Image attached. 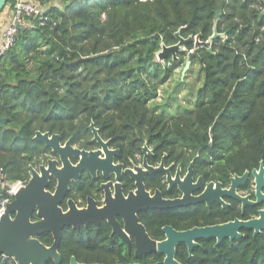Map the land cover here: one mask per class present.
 Instances as JSON below:
<instances>
[{"label": "trees", "instance_id": "16d2710c", "mask_svg": "<svg viewBox=\"0 0 264 264\" xmlns=\"http://www.w3.org/2000/svg\"><path fill=\"white\" fill-rule=\"evenodd\" d=\"M40 3L46 20L19 30L0 60V168L10 182L28 176L42 145L32 139L35 130L73 133L90 120L168 151H191L218 177L264 164V0ZM215 23L223 36L198 47L191 60L202 75L194 106L178 109L176 95L185 85L179 78L171 96L156 102L159 87L185 63L184 53L158 61L161 46L175 44L176 32L204 42ZM193 40L187 52L194 51ZM192 260L264 264V232L217 248L205 244ZM0 264L13 263L0 256Z\"/></svg>", "mask_w": 264, "mask_h": 264}, {"label": "flooded vegetation", "instance_id": "af4514ba", "mask_svg": "<svg viewBox=\"0 0 264 264\" xmlns=\"http://www.w3.org/2000/svg\"><path fill=\"white\" fill-rule=\"evenodd\" d=\"M91 123L96 128L98 138L105 145L95 138L90 128ZM40 132H47L49 137L57 135L61 148L68 142L70 148L77 150V154L71 151L64 152L67 161L73 167L78 164L81 166L77 178L72 177L69 180L64 195L57 203L63 213L69 212L77 216L76 213L79 212V216L76 220L72 218V223L60 230L56 248L59 261L55 262L53 257H49L43 264H70L73 260L78 264H163L165 255L152 250L135 255L137 249L135 232L138 231L139 225L143 227L148 238L163 241L166 234L162 228L165 226H170L176 231H184L193 227L222 224L234 219L248 220L256 217L258 210L264 207V202L255 203L251 174L253 169L258 170L261 162L250 171L228 172L218 177L210 162L208 164L196 162V155L190 156L191 151L181 147L168 151L162 145L154 144L146 138L140 140L116 135L99 122L95 124L92 120L85 129L73 133L49 130ZM41 144L33 152L32 163L28 165V176L21 181V185L28 182L32 169L40 174L39 167H47L49 160L54 161L56 169L63 165L59 153L54 152L52 147ZM91 152L94 155H90ZM262 166L264 168L263 163ZM245 171L248 174L235 186V192L240 197L247 196L248 201L253 204L242 207V202L227 193L212 192L227 191L231 178L235 175L241 177ZM57 183V178L49 175L43 188L54 194ZM209 183H212L210 187ZM206 189L205 199L195 203L174 208L137 209L143 200L151 203L153 199H180L184 193L195 198L200 197ZM261 191L264 193V187ZM38 194L40 198V193ZM215 197L224 205L217 202ZM37 211L35 206L29 215L30 222L41 220ZM9 215L13 219L16 212ZM73 222H77V228L73 226ZM263 232L264 230H261L257 235ZM240 233L243 238L247 233L252 235V230L240 229ZM32 238L45 247L51 246L54 242L52 231L40 232ZM234 240L236 239H223L218 245H215L214 238L195 240L197 245L192 248L191 255L185 243H177L174 258L182 264H191L195 252L203 249L205 244L217 248L226 241ZM0 256L4 261L17 264L11 256Z\"/></svg>", "mask_w": 264, "mask_h": 264}, {"label": "water", "instance_id": "95a60500", "mask_svg": "<svg viewBox=\"0 0 264 264\" xmlns=\"http://www.w3.org/2000/svg\"><path fill=\"white\" fill-rule=\"evenodd\" d=\"M7 1L8 0H0V12L4 9ZM219 12L220 10L215 14L216 19L218 18ZM24 29L23 26H19L20 31H23ZM175 36L177 42L171 46L162 45L160 51L156 54V58L158 61H161L168 56H172L173 59H175L177 53H186L187 60L182 69L183 75L189 68L193 56L196 54L195 50L202 45L208 46L214 38L218 36L222 37L223 34L217 33L215 23L213 34L204 42H201L198 37H195L194 40L191 36L186 39L182 38L180 37L179 32H176ZM192 40L194 51L187 52L185 44ZM200 69H204V67L200 66ZM4 122V118L0 117V126H3ZM90 128L93 131L95 138L102 145H105V143L101 142L98 138L96 128H94L92 123L90 124ZM32 139L36 142L39 141L46 146L52 147L54 152L60 154L63 165L60 169H56L54 161L49 160L47 162V167H39L40 174L32 169L28 182L17 189L13 195V199L6 203L4 211L0 215V255L13 257L17 264H43L49 257H53L55 262H58L59 255L56 252V248L60 239V230L63 226L71 224L72 218L76 220L79 216V212L76 213L77 216H73L69 214V212L63 213L57 205L67 189L69 180L72 177L74 179L77 178L78 172L81 169L80 164L75 167L71 166L67 161L65 156L66 153L64 152L71 151L73 154H77V150L70 148L68 142L64 148H61L58 144V136L52 135L49 137L47 132L42 133L36 131ZM82 154L86 153L82 152ZM90 155H94V153L91 152ZM247 174L248 172L245 171L241 177L236 175L232 177L230 187L227 191L217 190L212 192H218L220 194L227 193L236 200L242 202V207L246 204H253L248 201L247 196L240 197L235 192V186L243 181ZM251 174L253 176L256 196L255 203L264 202V193L261 191V188L264 187V168L262 162L260 163L258 170L253 169ZM49 175H53L58 180L54 194H50L43 188L47 184ZM211 184L212 183H209L208 186L210 187ZM216 185L218 187L219 183ZM206 192L207 189L200 197L195 198H191L188 194L184 193L180 199H153L151 203L143 200L138 204L137 209L139 210L145 207L162 209L183 206L204 200ZM38 193H40V198ZM215 200L224 205L218 197H215ZM35 206L38 209L37 213L41 216V220L38 222H30L29 215ZM11 212H16L13 219L9 215ZM73 214L75 215L74 212ZM73 223V226L77 228V222ZM240 229L252 230L253 236H256L261 230H264V207L258 210L256 217L248 220L234 219L233 221L222 224L193 227L184 231H176L170 226H165L162 228L166 234V238L163 241L151 240L147 237L143 227L139 225L138 231L135 232L137 243L135 255L152 250L165 255L163 264H182L174 258V250L177 243H185L188 252L191 255L192 248L197 245V243L194 242L195 240L214 238L216 240L215 245H218L223 239L233 240L241 238L243 235L240 233ZM43 231H52L54 235V242L49 247H45L36 239L32 238L34 235ZM70 264L78 263L73 260Z\"/></svg>", "mask_w": 264, "mask_h": 264}, {"label": "built area", "instance_id": "2783aa9c", "mask_svg": "<svg viewBox=\"0 0 264 264\" xmlns=\"http://www.w3.org/2000/svg\"><path fill=\"white\" fill-rule=\"evenodd\" d=\"M8 5L11 7V14L3 31L2 43H0V60L3 53L14 44L19 26L26 28L35 21L43 24L46 20L40 0H11ZM20 185L21 181L10 182L4 170L0 168V215Z\"/></svg>", "mask_w": 264, "mask_h": 264}, {"label": "rangeland", "instance_id": "374dc122", "mask_svg": "<svg viewBox=\"0 0 264 264\" xmlns=\"http://www.w3.org/2000/svg\"><path fill=\"white\" fill-rule=\"evenodd\" d=\"M183 57L185 60L184 62H186L187 60L186 53H184ZM190 65L183 75H182V69L184 65H180L174 70L171 79H169L167 82H165L162 86L159 87L157 92V97L155 99L156 102H164L167 96H171L174 90L175 82L179 78L185 82V85L184 88L180 90V92L177 93L176 95V101L178 102V107H179L178 109L189 110V108H192L194 106V100H195L194 94L198 86L201 84L202 75L201 72L199 71V65L194 64L191 67ZM176 105L172 102L171 108L169 109L170 112H172V114L174 115L177 114L175 110Z\"/></svg>", "mask_w": 264, "mask_h": 264}, {"label": "crops", "instance_id": "0c3cea01", "mask_svg": "<svg viewBox=\"0 0 264 264\" xmlns=\"http://www.w3.org/2000/svg\"><path fill=\"white\" fill-rule=\"evenodd\" d=\"M54 4H57V3L55 2ZM10 14H11V7L8 4H6L4 9L0 12V43H2L3 31L10 18Z\"/></svg>", "mask_w": 264, "mask_h": 264}]
</instances>
